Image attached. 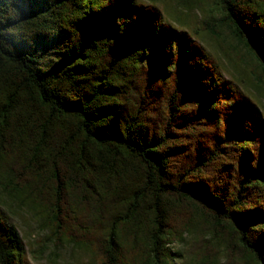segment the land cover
I'll list each match as a JSON object with an SVG mask.
<instances>
[{
  "label": "trees",
  "instance_id": "1",
  "mask_svg": "<svg viewBox=\"0 0 264 264\" xmlns=\"http://www.w3.org/2000/svg\"><path fill=\"white\" fill-rule=\"evenodd\" d=\"M216 24L264 75V0H0L1 201L96 264H264V121Z\"/></svg>",
  "mask_w": 264,
  "mask_h": 264
},
{
  "label": "rangeland",
  "instance_id": "2",
  "mask_svg": "<svg viewBox=\"0 0 264 264\" xmlns=\"http://www.w3.org/2000/svg\"><path fill=\"white\" fill-rule=\"evenodd\" d=\"M162 3H159L161 6ZM211 8V5L209 6ZM214 8V7H213ZM204 16L198 15L192 27L203 33H207L203 22ZM207 23V22H206ZM210 27V26H209ZM223 40L225 50L232 58L239 62L244 70V75H239L230 66V61L224 57L223 52H219L214 44L204 38L203 44L211 54L218 57L221 66V81L226 82L231 91L228 98L231 103H243L248 106L258 117L264 121V75L259 69H255L254 59L245 51L226 25L216 24L212 27ZM209 47H208V46ZM226 51V52H227ZM1 196V190H0ZM0 214L6 221L15 226L19 235L23 239L26 252V264H96L87 255H83L71 247L62 246L55 248L48 233L38 229V227L26 217V213L14 203H4L0 199ZM176 250L178 245L171 246ZM184 249V247H183Z\"/></svg>",
  "mask_w": 264,
  "mask_h": 264
}]
</instances>
